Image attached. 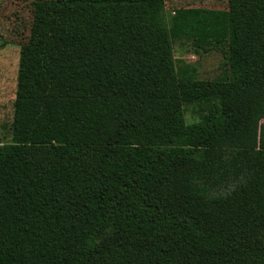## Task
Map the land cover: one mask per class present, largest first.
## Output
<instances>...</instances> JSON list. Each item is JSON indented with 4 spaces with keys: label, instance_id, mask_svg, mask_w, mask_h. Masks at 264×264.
I'll return each mask as SVG.
<instances>
[{
    "label": "trees",
    "instance_id": "1",
    "mask_svg": "<svg viewBox=\"0 0 264 264\" xmlns=\"http://www.w3.org/2000/svg\"><path fill=\"white\" fill-rule=\"evenodd\" d=\"M162 1L33 3L0 264H264V0L182 14L225 47L222 109L253 114L188 125Z\"/></svg>",
    "mask_w": 264,
    "mask_h": 264
},
{
    "label": "rangeland",
    "instance_id": "2",
    "mask_svg": "<svg viewBox=\"0 0 264 264\" xmlns=\"http://www.w3.org/2000/svg\"><path fill=\"white\" fill-rule=\"evenodd\" d=\"M43 0H0V143L12 142L13 102L17 91L19 54L29 36L33 3ZM63 1V0H46ZM74 1V0H67ZM115 1V0H87ZM160 8V7H158ZM192 9L225 13L227 0H163L159 23L175 38L172 52L180 84L181 111L186 125L205 120L218 121L228 116L252 118L247 110L227 112L221 100L224 81L225 47L215 39V28L178 25L182 14ZM159 10V9H158ZM157 14V12H156ZM181 24V23H180ZM229 187L224 192H229Z\"/></svg>",
    "mask_w": 264,
    "mask_h": 264
}]
</instances>
